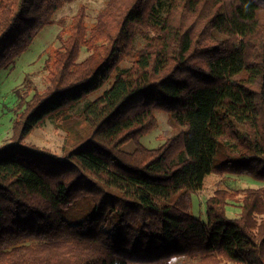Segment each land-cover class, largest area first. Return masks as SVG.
<instances>
[{
    "label": "trees",
    "instance_id": "trees-1",
    "mask_svg": "<svg viewBox=\"0 0 264 264\" xmlns=\"http://www.w3.org/2000/svg\"><path fill=\"white\" fill-rule=\"evenodd\" d=\"M73 1L0 0V70ZM86 18L59 34L47 89L18 94L0 147V264H264V0H110ZM112 77L63 156L23 143ZM158 111L186 130L150 149L139 139ZM227 174L263 186L219 189L196 217L194 195ZM85 199L94 213L70 223Z\"/></svg>",
    "mask_w": 264,
    "mask_h": 264
},
{
    "label": "rangeland",
    "instance_id": "rangeland-1",
    "mask_svg": "<svg viewBox=\"0 0 264 264\" xmlns=\"http://www.w3.org/2000/svg\"><path fill=\"white\" fill-rule=\"evenodd\" d=\"M110 0H75L60 10L54 19V24H50L34 39L30 48L22 54L14 65L0 70V147L11 143L13 124L17 117L16 106L19 102V93L36 91L43 93L47 87L46 63L53 58L54 51L59 48V34L64 28L69 27L73 17L84 7L86 9V23L91 28L97 21V16L103 10ZM144 46V41L139 38L136 41V53ZM90 53L83 51L81 60H84ZM134 60L131 56L122 67H129ZM114 81V77L106 85L90 94L79 104L70 109L66 116L47 120L41 127L33 132L24 140V144L32 145L40 149L48 150L58 156H63L69 150L73 139L83 135L88 131V127L81 119L80 115L85 106L99 98L108 90ZM69 116L67 119L65 117ZM158 119V128L153 132L139 139V144L150 149L161 146L165 139L180 133L185 128L175 126L171 121L169 114L165 111L156 113ZM137 148L135 141H130L123 146V150L133 152ZM263 184L247 176L239 175H211L208 177L203 190L194 195L193 214L206 220V201L217 190L234 189L244 190L248 188H260ZM228 209L230 218L238 217L239 204H233ZM95 208L91 199L78 201L64 210L65 218L72 224L78 223L83 217L94 213ZM224 264H235L225 262Z\"/></svg>",
    "mask_w": 264,
    "mask_h": 264
},
{
    "label": "crops",
    "instance_id": "crops-1",
    "mask_svg": "<svg viewBox=\"0 0 264 264\" xmlns=\"http://www.w3.org/2000/svg\"><path fill=\"white\" fill-rule=\"evenodd\" d=\"M222 264H224V263H222Z\"/></svg>",
    "mask_w": 264,
    "mask_h": 264
}]
</instances>
